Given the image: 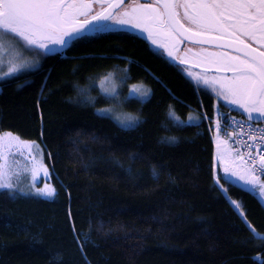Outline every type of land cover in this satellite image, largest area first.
<instances>
[{
	"label": "trees",
	"instance_id": "trees-1",
	"mask_svg": "<svg viewBox=\"0 0 264 264\" xmlns=\"http://www.w3.org/2000/svg\"><path fill=\"white\" fill-rule=\"evenodd\" d=\"M33 60L0 81V135L40 146L56 196L0 191V264H264L263 205L224 178L216 184L205 115L217 104L239 114L211 88L128 31ZM112 69L119 102L99 87L93 104L72 102L75 82ZM135 84L151 89L146 102L128 98ZM108 106L140 120L123 129L97 113Z\"/></svg>",
	"mask_w": 264,
	"mask_h": 264
},
{
	"label": "snow or ice",
	"instance_id": "snow-or-ice-1",
	"mask_svg": "<svg viewBox=\"0 0 264 264\" xmlns=\"http://www.w3.org/2000/svg\"><path fill=\"white\" fill-rule=\"evenodd\" d=\"M113 25L129 26L146 33L147 39L163 49L169 58L188 65L185 69L188 77L211 88L217 99L242 110L251 141L240 146L244 151L221 140L220 121L215 122L213 168L220 166L224 173L223 177L216 176V184L223 188L220 179L234 177L258 188L264 197V179H261L264 177V128H255V123L264 122V0H146L144 3L131 0L127 4L125 0H0V80L39 66L38 60L30 63L24 59V52L37 57L62 55L77 42L111 31ZM196 67L201 69L199 73L191 70ZM110 78L109 75L100 80L99 87L119 102L118 85L106 83ZM150 94L151 89L142 84L128 88V98H148ZM97 111L111 114L122 128L138 123L137 119L113 113L110 108ZM169 115L180 119L172 111ZM192 119L190 115L189 120ZM5 136L9 138L7 156ZM13 140L17 143L13 144ZM21 143L11 132L0 135V190H6L13 197L17 195L12 181L16 173L8 157L13 155V147L20 149ZM25 147L32 161L33 183L31 192L21 190L20 194L38 198L56 196L51 185L37 186L42 182L37 178L38 173L47 178L48 168L30 150L32 145ZM224 191L227 194V190ZM232 204L255 233L241 211L243 205L235 200ZM10 226L17 234L28 232L22 224ZM261 240L264 242V237Z\"/></svg>",
	"mask_w": 264,
	"mask_h": 264
},
{
	"label": "rangeland",
	"instance_id": "rangeland-1",
	"mask_svg": "<svg viewBox=\"0 0 264 264\" xmlns=\"http://www.w3.org/2000/svg\"><path fill=\"white\" fill-rule=\"evenodd\" d=\"M111 31H128V32H132V33H134V34H137V35H139V36H141V37H144L145 39H147V34L146 33H142L139 29H133V28H131V27H129V26H119V25H113L112 26V30ZM108 32H110V31H108ZM148 40V39H147ZM150 44L151 45H153L152 43H151V41H150ZM153 48L155 49V50H157L158 48L155 46V45H153ZM160 50V49H159ZM23 57H24V59H26V60H28L30 63L31 62H35L34 60H33V57H34V54H30V53H28V52H24L23 53ZM24 72H26V71H21V72H19V73H17L16 75H18V74H21V73H24ZM196 73H199V72H196ZM0 74H2V73H0ZM15 76V75H14ZM13 77V76H12ZM8 78H11V77H5L4 79H2V80H0V81H3V80H5V79H8ZM190 78H192V77H190ZM192 80L194 81V82H196L193 78H192ZM106 83H115L114 82V80H112L111 78H110V80H108V81H106ZM202 84V83H201ZM135 85H141V84H135ZM144 87H146V88H148L147 86H145V85H143ZM99 89H100V87H99ZM149 89V88H148ZM100 92L103 94V95H105L106 97H113V96H108V95H106L101 89H100ZM116 93H118V90L116 89ZM151 95V94H150ZM150 98V96L148 97V98H140V97H136L135 99H138V100H140V101H142V102H146L148 99ZM232 107H233V109H235L236 111H238V112H240L241 114H243L242 113V110H240V109H237L235 106H233V105H231ZM112 107H114V106H108V107H105V108H112ZM99 109H101V108H99ZM98 110V109H97ZM97 113H98V111H97ZM99 115H103V116H107V117H109L110 119H112L114 122H116L119 126H120V124H119V122H117L115 119H114V117L111 115V114H109V113H104V114H101V113H98ZM243 116H244V114H243ZM244 118H245V116H244ZM263 124H264V122H263ZM121 127V126H120ZM122 128V127H121ZM130 128H133V127H130ZM130 128H123V129H130ZM21 141V140H20ZM23 142V141H22ZM8 143H9V138L7 137V136H5L4 137V144H5V155L7 156L8 155V152H7V147H8ZM12 143L13 144H16L17 143V141H15V140H13L12 141ZM25 145H32V147H31V151L34 153V154H36L37 156H38V160L39 161H42L45 165H46V163H45V161H44V155H43V151H42V149L40 148V146L39 145H37L36 143H32V142H23V143H21L20 144V149H24L23 151H21L20 149H17V148H15V147H13V149H12V152H13V155H11V156H9L8 157V163L9 164H11L12 165V170H13V172H15L16 173V175H13L12 176V181H13V183L15 184V186H16V189H17V193H20V191L22 190L24 193H29V192H31L32 191V188H31V185H32V183H33V180H32V176H31V167H32V161H31V159L29 158V156H28V151H29V149H27L26 147H25ZM214 148H215V146H214ZM215 149H214V156H215ZM214 164H215V161H214ZM47 166V165H46ZM47 168H48V166H47ZM5 171L7 172V168L5 169ZM48 173H49V175H48V177L47 178H45L44 176H43V174L42 173H38V179L39 180H41L42 182L40 183V184H38L37 186L38 187H44V184L45 183H47V184H49V185H51L52 187H53V184H52V182H51V173H50V169L48 168ZM214 174H215V178H216V176L218 175H224V173H223V169H222V167H220V166H216L215 168H214ZM229 178H234V177H229ZM253 188V187H252ZM0 191H2V190H0ZM46 199H50V198H46ZM262 200H263V202H264V198H262ZM233 205V204H232ZM233 207L235 208V206L233 205ZM236 209V208H235ZM238 212V211H237Z\"/></svg>",
	"mask_w": 264,
	"mask_h": 264
},
{
	"label": "built area",
	"instance_id": "built-area-1",
	"mask_svg": "<svg viewBox=\"0 0 264 264\" xmlns=\"http://www.w3.org/2000/svg\"><path fill=\"white\" fill-rule=\"evenodd\" d=\"M206 122L208 124L209 131L214 139L216 133L215 129V122L216 120L220 121V139L227 140L230 147L234 149H238L240 151H244L243 148L240 146L245 142L248 141L251 143L247 136L248 126L244 125V118L238 115L233 114L230 111H223L219 108L218 105L214 107V112L212 116L205 115ZM241 125H243V130L241 129ZM255 128H264V124L255 123ZM211 129V130H210ZM259 147V144L256 145ZM264 179V177H261ZM251 193L255 197L261 196L259 193L258 188H252Z\"/></svg>",
	"mask_w": 264,
	"mask_h": 264
},
{
	"label": "clouds",
	"instance_id": "clouds-1",
	"mask_svg": "<svg viewBox=\"0 0 264 264\" xmlns=\"http://www.w3.org/2000/svg\"><path fill=\"white\" fill-rule=\"evenodd\" d=\"M107 75L108 76L110 75L111 77L115 78L117 73L115 69H112L108 71ZM102 79L103 78L88 77L84 83H81L79 81L75 82L73 84V88L75 91V97L72 102L73 103L84 102L89 105L93 104L96 99V95L93 92V88L99 87V82ZM110 109L112 110L113 113L130 116L134 119H137V121H139L140 119V117L137 114L123 110L121 107L114 106ZM116 121L119 122L118 120ZM174 142L178 143V138Z\"/></svg>",
	"mask_w": 264,
	"mask_h": 264
},
{
	"label": "flooded vegetation",
	"instance_id": "flooded-vegetation-1",
	"mask_svg": "<svg viewBox=\"0 0 264 264\" xmlns=\"http://www.w3.org/2000/svg\"><path fill=\"white\" fill-rule=\"evenodd\" d=\"M130 2H131V0H126L125 3L127 4V3H130ZM140 2L144 3V2H146V0H140ZM141 39H143L146 43L149 44L150 47H152V45L150 44V40H147L145 38H141ZM181 47H182V50H183V46H181ZM192 47L195 49L196 47H199V46H192ZM157 51L161 52L166 58H169L167 56V54L163 51V49H160V50L157 49ZM181 54H182V52H181ZM219 101L222 102L228 109L235 110V109H233V107L231 105L226 104L222 99H219Z\"/></svg>",
	"mask_w": 264,
	"mask_h": 264
},
{
	"label": "crops",
	"instance_id": "crops-1",
	"mask_svg": "<svg viewBox=\"0 0 264 264\" xmlns=\"http://www.w3.org/2000/svg\"><path fill=\"white\" fill-rule=\"evenodd\" d=\"M215 151H216V149H215ZM224 176V175H223ZM226 180H228V181H230V182H232V183H234V184H236L237 186H239V187H241L242 189H244V190H246V191H249L250 192V190H251V188L253 187V186H251V185H245L242 181H238V180H236L235 178H227ZM262 198H264V197H260L259 198V201H260V203L263 205V207H264V202H263V200H262Z\"/></svg>",
	"mask_w": 264,
	"mask_h": 264
},
{
	"label": "water",
	"instance_id": "water-1",
	"mask_svg": "<svg viewBox=\"0 0 264 264\" xmlns=\"http://www.w3.org/2000/svg\"><path fill=\"white\" fill-rule=\"evenodd\" d=\"M125 2H126V0H125ZM130 33H132V32H130ZM132 34H134V33H132ZM136 36H138V37H140V38H144V37H141V36H139V35H137V34H135ZM152 48H153V45H152ZM168 60H170L171 62H173L174 64H176V65H178V66H180V67H182V68H184V69H187L188 68V65H181V64H179V62L178 61H173L171 58H167ZM192 71H194V72H199V71H201V69L199 68V67H196V68H194V69H191ZM190 78V77H189ZM192 79V78H191ZM234 112H236V113H238L240 116H243V114H241L240 112H238V111H236V110H233ZM244 117V116H243ZM258 123H263V122H258Z\"/></svg>",
	"mask_w": 264,
	"mask_h": 264
}]
</instances>
